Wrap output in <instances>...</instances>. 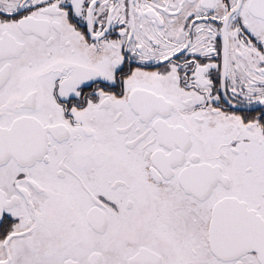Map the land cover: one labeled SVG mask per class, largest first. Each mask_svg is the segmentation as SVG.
Wrapping results in <instances>:
<instances>
[{"label":"snow or ice","instance_id":"obj_1","mask_svg":"<svg viewBox=\"0 0 264 264\" xmlns=\"http://www.w3.org/2000/svg\"><path fill=\"white\" fill-rule=\"evenodd\" d=\"M0 264H264V0H0Z\"/></svg>","mask_w":264,"mask_h":264}]
</instances>
